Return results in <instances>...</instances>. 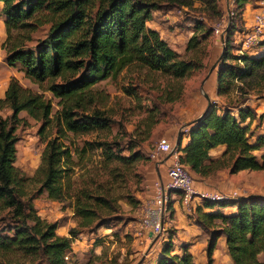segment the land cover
Returning a JSON list of instances; mask_svg holds the SVG:
<instances>
[{"label":"trees","instance_id":"trees-1","mask_svg":"<svg viewBox=\"0 0 264 264\" xmlns=\"http://www.w3.org/2000/svg\"><path fill=\"white\" fill-rule=\"evenodd\" d=\"M201 1L216 9V0ZM0 2L5 17L6 37L2 48L7 54L6 62L20 64L25 76L39 88L35 91L24 87L16 77H11L4 96L0 97V264H13L16 257L42 260L45 264H69L74 234L71 237L57 234L56 224L37 214L33 199L43 192L53 200L69 198L78 227L108 228L110 222L120 219V199L125 198L132 205L137 203L128 184L132 179L141 181L135 168L145 158L135 145L128 146L127 154H122L119 144L113 151L104 140L75 142L77 137L111 126L112 119L103 109L108 95L94 88L95 84L117 77L132 64L180 80L200 70L203 62L200 58H180L158 30L148 26L153 11L161 8L162 0ZM235 3L231 28L225 35L223 53L216 65L219 96L228 95L235 80L252 76L254 68L264 66V52L257 55L231 52L230 40L236 30L234 17L238 15L242 19L247 0H235ZM45 24H49L45 37L35 48H26L32 34ZM198 45V35L194 32L187 49ZM181 90L182 86L176 82L167 90L165 101L176 100ZM46 91L57 99L58 108L54 112L52 99L44 95ZM4 109L10 110L5 117L1 114ZM22 111L41 121L40 134L48 127L56 132L46 141L32 176L15 165L16 129L22 121L19 116ZM254 120L256 113L247 106L238 107V118L228 110L219 112L216 104L208 106L201 117L191 122L188 143L184 147L178 143L180 162L202 177L224 167H229L231 173L264 169V152L259 158L254 154L264 147V133L257 134L254 142L249 140ZM156 122L153 112L147 116L148 135ZM217 145H225V149L214 159L208 152ZM96 148L101 149L106 163L111 165L107 181L97 183L87 178L77 182L73 177L74 167ZM34 184L39 187L30 193L29 186ZM216 205H235L236 211L224 214L204 211L202 207L196 209V224L201 229H210L215 220H220L210 231L207 264H212L220 236L225 238L233 264H264L259 258L264 255V196L253 194L203 202V207ZM172 237L169 235L162 244L155 264H195L188 245L182 244L178 253Z\"/></svg>","mask_w":264,"mask_h":264},{"label":"rangeland","instance_id":"rangeland-1","mask_svg":"<svg viewBox=\"0 0 264 264\" xmlns=\"http://www.w3.org/2000/svg\"><path fill=\"white\" fill-rule=\"evenodd\" d=\"M2 6L3 3L0 2V96H4L11 77H16L22 86L39 91L37 84L25 76L20 64L9 65L6 62L7 54L2 48L6 37ZM215 6L216 9L201 0H162L161 8L153 11L152 20L148 22V26L158 30L160 36L178 52L180 58L202 59L203 67L200 70L180 80H173L159 71L132 64L124 68L117 77L102 79L95 84L94 88L108 95L103 109L107 110L112 119L111 126L107 130L77 137L76 140L74 139L75 142L80 143L81 139L104 140L109 142L113 151L116 150V144H119L122 154H127L128 146L135 145V149L145 158L138 162L135 168L141 176V181L137 183L136 179H132L128 184L131 193L138 200L137 203L132 205L125 198L120 199L122 208L120 219L110 222L108 228L102 226L91 230L78 227L72 200L69 198L53 200L43 192L33 199L37 214L48 222H54L57 234L68 237L74 234L72 250L68 253L69 264H155L162 244L169 235H173L175 250L186 236H192L189 248L192 247L195 264H207L206 247L210 240V231L219 223L215 220L214 227L206 230L196 224V209L202 207V200L194 198L185 206L179 192H173L178 194L179 203L174 207L173 201L168 200L162 229L156 236H150L140 222L142 210L151 199L153 192L151 184L155 180L166 178L169 161L166 154L156 152L157 143L162 137H168L173 144L177 143L175 138L178 136L177 130L182 128L184 115L195 110L200 101H205L202 83L212 68H215L223 53V46L219 45L215 28L219 27L220 20L227 15L228 8L231 7L235 11L236 3L235 0H216ZM256 11L264 13V0H247L242 19L240 20L238 15L234 17L236 30L232 32L230 40L233 54H242L238 50V41L241 38L239 33L246 29L250 23L249 16ZM48 28L49 24H45L37 29L32 34V40L27 42L25 47L35 48L36 43L45 37ZM230 28H226V32H229ZM194 32L198 35L199 45L195 49H187V42ZM262 50L260 51L264 52V49ZM260 51L254 48L244 51V54L257 55ZM176 82L182 86L181 94L174 101H165L167 90ZM175 91L173 89V92ZM44 95L52 99L54 112L58 108L57 99L48 91ZM218 97L219 109L230 111L236 118H238V107L247 106L255 111L256 120L249 129L251 142L258 133L264 132V66L254 68L252 76L235 80L229 94ZM234 105L238 106L234 107ZM152 112L157 122L148 135L146 119ZM9 113V109L1 111L4 117ZM19 116L22 121L16 129L15 165L26 175L32 176L39 166L46 141L56 132L55 128L48 127L43 134H40L41 121L31 118L24 111L20 112ZM259 116L262 118L259 119ZM263 152L264 147L255 150L254 154L259 158ZM110 166L106 163L101 149L96 148L77 163L73 177L77 182L87 178L97 183L106 182ZM212 174L210 177L204 176L206 178L195 175L193 178L196 190L224 194L234 192L235 198L253 194L264 196V169L231 173L229 167H224ZM38 187L39 185L36 184L29 186L30 193L35 192ZM202 208L205 210L204 207ZM192 223L200 230L197 236L193 231L184 232ZM212 257V264H233L222 236L217 239ZM259 258L264 262L263 254ZM12 263L45 264L42 260L20 257H16Z\"/></svg>","mask_w":264,"mask_h":264},{"label":"built area","instance_id":"built-area-1","mask_svg":"<svg viewBox=\"0 0 264 264\" xmlns=\"http://www.w3.org/2000/svg\"><path fill=\"white\" fill-rule=\"evenodd\" d=\"M233 15L234 10L231 7L228 8L227 15L220 20V24H218L219 27L215 28V33L219 38L221 46L225 44L226 28H229ZM239 34L241 38L238 41V50L242 54H244V51L254 50V48H257V51H263L264 13L261 11L253 12L250 16V23L246 26V29ZM210 103L211 105H217L216 100H212ZM177 145V143L173 144L167 137H162L159 139L156 146V152L166 154L169 163L166 168V178L163 180H155L151 184L153 188L151 199L142 210L140 224L150 236H156L161 231L169 194L172 192H179L182 203L185 206L189 205L194 198L204 202L205 200L223 201L235 197L234 192L232 194H224L221 192H202L196 190L192 174L188 168L180 162L181 152Z\"/></svg>","mask_w":264,"mask_h":264},{"label":"crops","instance_id":"crops-1","mask_svg":"<svg viewBox=\"0 0 264 264\" xmlns=\"http://www.w3.org/2000/svg\"><path fill=\"white\" fill-rule=\"evenodd\" d=\"M243 16H244V13H243ZM219 45H220V42H219ZM217 70H218L217 66H215V68H212V70L210 71V74L208 75V77L202 83V87L205 90L204 99H205L206 102L205 101L203 102V101L199 100L200 102H199L198 107L195 110H191L190 112H187L186 115H184V119H182L183 120V124L181 125L182 128H181V130H177V135L178 136L175 138V140L177 141V144H178V142H180V147H184L188 143L189 137H188L187 133H188L189 127L191 125V122L194 119L199 118V117L202 116V114L206 110L207 102L212 101V100H216V102L218 103L219 97L217 95ZM0 97H2V96H0ZM217 110L219 112L221 111L218 106H217ZM262 133H264V132H261V133H258V134H262ZM254 141L255 140H253V142ZM224 149H225V145H217V146L211 148L209 150L208 154L210 155L211 158L215 159V158H218L222 154ZM190 173L192 174L193 177L195 175H197V176H199L201 178H206L207 177V176L206 177H202V176H200V175H198L196 173H193V172H190ZM211 175H213V174H211ZM211 175H208V177H210ZM162 177H164V176H162ZM233 199H237V198L234 197V198H231L230 200H233ZM169 200L173 201V205L175 207L176 204L179 203L178 194L173 193V192L170 193L169 194ZM202 207H203V205H202ZM204 209L206 211H220V212H222L224 214H231V213H234L236 211V206L235 205H226L224 207H219V206L216 205L213 208L204 207ZM217 223H220V220H218ZM186 231L187 232L193 231L195 236H197L198 233H199L198 231H200V230H199L197 225L192 223L189 226H187V229L184 232H186ZM222 240H223V243H225V238L223 236H222ZM191 241H192V236H190V235L186 236L185 239L180 242L179 247L176 250V252L180 253V246L182 244H187L188 245V250L192 254L193 253L191 251L192 247L189 248V243Z\"/></svg>","mask_w":264,"mask_h":264},{"label":"water","instance_id":"water-1","mask_svg":"<svg viewBox=\"0 0 264 264\" xmlns=\"http://www.w3.org/2000/svg\"><path fill=\"white\" fill-rule=\"evenodd\" d=\"M211 105V103L209 102V106ZM179 143V142H178Z\"/></svg>","mask_w":264,"mask_h":264}]
</instances>
